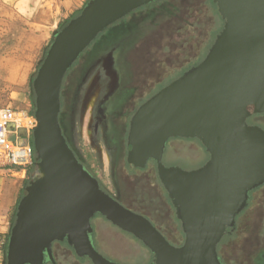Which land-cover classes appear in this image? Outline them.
Listing matches in <instances>:
<instances>
[{
    "label": "water",
    "instance_id": "95a60500",
    "mask_svg": "<svg viewBox=\"0 0 264 264\" xmlns=\"http://www.w3.org/2000/svg\"><path fill=\"white\" fill-rule=\"evenodd\" d=\"M151 1L88 0L53 32L32 82L36 169L17 205L6 264H57L52 243L63 239L93 264H121L92 243L96 213L148 247L150 264H223L219 241L234 229L250 191L264 183V129L247 122L264 112V0H214L224 22L204 58L142 102L129 121L126 159L140 167L155 161L182 244L170 243L145 215L102 189L59 123L65 72L98 33ZM175 136L198 139L207 161L192 170L164 165L166 142Z\"/></svg>",
    "mask_w": 264,
    "mask_h": 264
},
{
    "label": "rangeland",
    "instance_id": "374dc122",
    "mask_svg": "<svg viewBox=\"0 0 264 264\" xmlns=\"http://www.w3.org/2000/svg\"><path fill=\"white\" fill-rule=\"evenodd\" d=\"M44 1L52 9L58 0ZM84 5L62 16L56 29L76 16ZM213 12L209 0H158L133 9L98 33L81 52L65 72L60 91L59 123L67 143L83 166L105 191L126 207L145 215L175 246L182 244L184 233L174 206L151 164L147 169H137L124 163L122 133L125 134L129 114L139 102L204 58L223 26V20ZM52 40L53 36L30 82L23 88L20 83L0 79V106L17 111L20 117L24 114L20 110L29 107L32 116L28 120L35 119L32 82ZM108 71L118 76L113 82L123 91L120 94L122 102L117 107V118H121L122 151L117 159L113 158L112 145L104 134L98 111L101 91L111 80ZM260 118L264 122V114ZM35 157L33 148L32 162L20 184L17 182L21 173L0 180V239H4L0 257L3 264H6L8 237L18 202L34 176ZM208 157L209 153L198 139L175 136L167 140L162 162L192 170L202 166ZM93 224L98 251L106 258L121 264L152 262L150 250L132 234L99 217L93 219ZM229 233L231 237L224 234L219 241L218 254L224 263L255 264V251L264 246V183L250 191L248 202ZM56 260L58 264H91L67 250L64 254L57 250Z\"/></svg>",
    "mask_w": 264,
    "mask_h": 264
},
{
    "label": "crops",
    "instance_id": "0c3cea01",
    "mask_svg": "<svg viewBox=\"0 0 264 264\" xmlns=\"http://www.w3.org/2000/svg\"><path fill=\"white\" fill-rule=\"evenodd\" d=\"M86 1L58 0V5L51 9L44 0H9L7 3L0 0V79L20 83L22 88L28 84L61 17L78 10ZM29 110L25 106L20 111L28 118L32 116ZM21 133H24L23 129ZM19 142H26L25 135L20 136ZM24 178L20 175L17 183L23 182ZM97 217L110 222L96 213L90 219L93 228V219ZM89 262L93 264L91 260Z\"/></svg>",
    "mask_w": 264,
    "mask_h": 264
},
{
    "label": "flooded vegetation",
    "instance_id": "af4514ba",
    "mask_svg": "<svg viewBox=\"0 0 264 264\" xmlns=\"http://www.w3.org/2000/svg\"><path fill=\"white\" fill-rule=\"evenodd\" d=\"M108 73L109 74H107V76H109V78H111V80L109 81V85L106 86L101 91L102 95L100 96L98 111H99V113L102 117V120H103L104 134L106 137H108V139L111 142L110 144L112 145L111 146V152L113 153V158L117 159L119 157V153L122 152L121 151V143H120L121 142V129L119 127L121 118L120 117L117 118V107L122 102V98H121L122 96L120 94L123 91H122L121 86H117V83L113 82V80L115 78H118V76L116 74H114L113 72H110V71H108ZM61 88H62V85H61ZM60 91H61V89H60ZM144 101H142V102H144ZM142 102H139L138 105L130 112L129 117L127 119V123H126L127 124L126 125V132H125V134L122 133V136H124V152H125L124 163L126 165H129V166L137 168V169H147L152 165L154 172L156 174V178H158V180H159V177L157 175V170H156V163L152 158H149L143 167L135 166L132 163L128 162L126 159V156H127L126 142H127V135H128V130H129V121H130L133 113L137 109V107ZM262 114H264V112L258 113V114H253L252 116L247 118V122L249 124H252V125H258L264 129V122L260 118V116ZM124 115H127V113ZM75 155H76V153H75ZM236 219H237V217H236ZM91 226H92L91 240H92L94 247L97 250H99L97 247L96 241H95V232H94V228H93L92 223H91ZM57 250H61L63 254L67 250V251H70L71 253H73V255L76 256L78 259L85 258L88 261H90L87 256H78L75 253L73 247L70 244H68L66 239H63L61 241L55 240L52 243V254H53V257H54L56 263H57V260H56ZM254 255L256 258L255 264H264V246L263 245L261 247H259L258 250L255 251ZM222 262H223V264H225L223 260H222ZM45 264H52V263L49 259H46ZM148 264H150V263H148Z\"/></svg>",
    "mask_w": 264,
    "mask_h": 264
},
{
    "label": "built area",
    "instance_id": "2783aa9c",
    "mask_svg": "<svg viewBox=\"0 0 264 264\" xmlns=\"http://www.w3.org/2000/svg\"><path fill=\"white\" fill-rule=\"evenodd\" d=\"M25 117V114L21 117L17 116L16 111L7 106H0V180L4 177H15L20 173L24 178L27 167L32 162L33 148L29 138H31L36 120L34 118L28 120L29 118ZM23 120L26 123H23ZM22 129L26 138L24 144L19 142V138L23 134L21 133ZM11 135L14 138H11ZM3 242L4 239H0V247ZM0 264H3L2 257H0Z\"/></svg>",
    "mask_w": 264,
    "mask_h": 264
},
{
    "label": "trees",
    "instance_id": "16d2710c",
    "mask_svg": "<svg viewBox=\"0 0 264 264\" xmlns=\"http://www.w3.org/2000/svg\"><path fill=\"white\" fill-rule=\"evenodd\" d=\"M156 1H158V0H154V1H151V2H149V3H152V2H156ZM209 2H210V4H211V6H212V8H213V11L215 12H213L214 14H216L219 18H220V20H223V18L221 17V15H220V13L218 12V10H217V5H216V3H215V1L214 0H209ZM149 3H147V4H149ZM146 5V4H145ZM223 22H224V20H223ZM100 183V182H99ZM100 186H101V188L102 189H104L103 188V186L100 184ZM238 216V215H237ZM236 216V217H237ZM228 229H230L229 227H228ZM225 236H227V237H231L232 236V233H225ZM221 242V241H220ZM219 244L220 243H218V245H217V251H218V247H219Z\"/></svg>",
    "mask_w": 264,
    "mask_h": 264
},
{
    "label": "bare ground",
    "instance_id": "6f19581e",
    "mask_svg": "<svg viewBox=\"0 0 264 264\" xmlns=\"http://www.w3.org/2000/svg\"><path fill=\"white\" fill-rule=\"evenodd\" d=\"M23 144V143H22Z\"/></svg>",
    "mask_w": 264,
    "mask_h": 264
}]
</instances>
